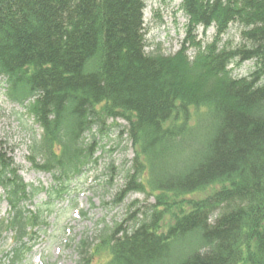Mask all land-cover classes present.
Segmentation results:
<instances>
[{
	"label": "trees",
	"instance_id": "obj_1",
	"mask_svg": "<svg viewBox=\"0 0 264 264\" xmlns=\"http://www.w3.org/2000/svg\"><path fill=\"white\" fill-rule=\"evenodd\" d=\"M145 9L144 0H0V89L25 111L30 169L52 179L25 183L10 156L17 146L0 140L8 264H21L50 207L98 168L94 132L120 118L134 159L106 169L108 186L124 185L101 207L126 215L71 239L75 264H264V0H183L187 38L173 55L147 42ZM198 27L215 28L211 43L192 35ZM232 28L242 44L220 46ZM247 62L249 75L234 77L230 67ZM41 193L48 201L29 210ZM136 194L155 203L125 206Z\"/></svg>",
	"mask_w": 264,
	"mask_h": 264
},
{
	"label": "rangeland",
	"instance_id": "obj_2",
	"mask_svg": "<svg viewBox=\"0 0 264 264\" xmlns=\"http://www.w3.org/2000/svg\"><path fill=\"white\" fill-rule=\"evenodd\" d=\"M146 9L144 11V21L146 28L147 42L153 38L156 43L162 45V53L165 55H173L181 50L183 43L187 38L188 18L181 12L180 6L182 0H144ZM153 29V30H152ZM216 30L214 27L204 32L200 27L193 32V36L197 41H203L209 44L213 41ZM242 44L240 33L232 28L223 38L220 46L233 49ZM150 48H148L149 50ZM195 51H191L193 54ZM233 76L236 78L246 77L253 70V63L247 62L241 68H233ZM25 111L17 104L8 100L5 96L4 88L0 89V140H7L11 146H17L15 151L10 154L15 163L20 167V176L25 183L32 184L34 187L49 188L52 184L50 175L38 173L31 170V165L27 161L29 155L26 145L20 143L26 140L23 131V125L26 117L22 114ZM196 117V116H195ZM192 120L193 126L198 122L195 118ZM129 124L124 119H107L104 128L112 127L110 132L104 131L101 135L99 131H95L99 147L96 150V158H101L98 168L91 173H86L81 180L72 185V191L65 199L58 202L55 208H52L51 214L46 216L48 226L43 232L39 233L38 239L29 243V251L25 253L21 264H75L77 254L74 246L69 247L70 240H80L84 234L92 235L91 230L94 229L95 223L105 221L111 223V220L122 221L125 214V207L120 206L113 208L108 205L101 207L102 202L111 203L113 195L124 185L122 180H118L113 188L107 184L106 169L114 161L116 168H121L125 162L134 159V151L126 136L120 138L121 128L128 127ZM22 139V140H21ZM127 167H129L127 165ZM104 173V179L101 175ZM100 176L104 182V197L102 191L96 192L97 182L95 177ZM100 181V180H99ZM101 184V183H100ZM48 198L45 193H41L37 198L28 204L27 208L34 211L36 205L47 202ZM138 201L147 208L155 203L153 197L146 198L144 195L136 194L128 198L125 203ZM94 204L92 208L90 203ZM9 205L4 201V193L0 188V220L8 217ZM87 213V217H83L81 213ZM5 239L0 240V264H8L6 261L7 253L14 246L11 234H5ZM106 259L104 257V263ZM102 260H97L93 264H102Z\"/></svg>",
	"mask_w": 264,
	"mask_h": 264
}]
</instances>
